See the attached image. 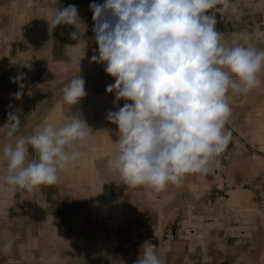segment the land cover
<instances>
[{
	"label": "rangeland",
	"instance_id": "obj_1",
	"mask_svg": "<svg viewBox=\"0 0 264 264\" xmlns=\"http://www.w3.org/2000/svg\"><path fill=\"white\" fill-rule=\"evenodd\" d=\"M104 2L0 0V93L11 86V96L15 100L11 107L16 109L13 113L16 112L21 118L17 135L33 134L37 126L45 122L62 124L74 113H80L92 130L97 126L101 127L100 130L102 127L103 130L107 129L105 132L96 131L107 134L105 140L103 137L100 140L99 145L102 139L105 141L102 142L103 146L97 147L95 144L98 142L92 141H86L84 146L78 144L85 155L74 162V166L77 163L80 165L76 166L77 173L76 168L70 165L67 173L63 174L64 170L59 173V179L62 177L63 181L58 180L55 186L38 185L28 191L0 180V246L8 241L13 242L11 255L0 256V264H50L53 256L58 257L57 264H134L145 241L157 246L161 264H247L239 259L242 256L245 258L244 255L247 258L254 237L257 238L253 250L260 253L264 250L259 245L262 237L259 227L264 222V86L247 94L229 93L231 113L225 128L231 132V138L224 150L209 162L206 172L185 173L178 184L169 183L159 191L124 184L121 177L107 167L108 159L117 151L118 145L114 142L118 140V127L110 123L106 115L110 110L123 107L126 101L121 99L119 105H114L115 94L106 92V86L113 84L115 79L106 74L104 63L91 59L94 55L98 56L99 51L92 30L93 12L89 5ZM234 3L236 12L229 10L216 17L222 42L226 45L233 41L245 43L241 34H247L248 43L258 50H264V0H234ZM70 4L77 6L81 21L79 38L76 40L70 39L69 35L77 31L74 26L58 25L49 31L47 21V16L53 17L55 9ZM14 16L17 20L12 24ZM26 21L27 26L24 24ZM45 60L54 62L49 71H41L40 74L41 64ZM65 63L68 67L64 69L61 66ZM26 64L31 67H26ZM21 75L22 79H17ZM79 75L86 82L87 95L70 107L63 101L61 90ZM24 81H27L26 85ZM101 91L104 99L98 101L95 95ZM17 93L22 95L17 98ZM252 94H256L257 100ZM110 129L117 133H112ZM0 130L2 176L6 170L3 146L9 141L7 129ZM94 137L90 136L87 140ZM98 137L94 140L98 141ZM111 142L116 145H113L114 154L110 148L111 153L107 150ZM90 149H94L93 152ZM84 159L86 165H83ZM88 162L91 164L86 167ZM71 177L73 181H78L70 183ZM91 177H96L95 186L98 188L110 184L125 187V239L120 238L118 246L113 249L108 245L94 247L93 242L84 237L86 226L93 223L91 218L96 221L98 209L90 194L94 185L91 186V180H88ZM241 187L255 200L251 216L246 212L243 214L239 204L229 202L230 205L226 201L231 198L233 189ZM100 194L108 197L106 191ZM51 204L52 211L49 209ZM27 209L34 210L37 228H33ZM57 218L63 223H73L71 227L76 239L66 236L57 238L54 230L58 228L49 222ZM72 219L80 223L76 221L78 224H74ZM124 243L129 244L128 249ZM257 255V264H264L261 262L262 254Z\"/></svg>",
	"mask_w": 264,
	"mask_h": 264
},
{
	"label": "clouds",
	"instance_id": "obj_2",
	"mask_svg": "<svg viewBox=\"0 0 264 264\" xmlns=\"http://www.w3.org/2000/svg\"><path fill=\"white\" fill-rule=\"evenodd\" d=\"M89 8L99 51L91 59L104 63L115 79L106 86L115 94L114 105L126 101L106 115L118 127V150L108 160L109 170L126 185L156 191L178 184L185 173L206 172L231 138L225 128L229 93L247 94L262 85L264 50L248 43L247 34H241L245 43L226 45L216 27L217 14L236 12L234 0H105ZM47 21L49 31L74 26L70 39L79 38L77 6L57 8ZM85 83L81 75L71 79L61 90L63 101L78 104L87 95ZM20 127L21 118L13 112L0 127L7 129L9 141L3 146L6 170L0 180L28 191L58 183L59 173L85 155L77 145L93 134L80 113L59 125L45 122L29 135H17ZM12 249L13 242H6L0 256ZM156 249L145 241L134 264H161ZM57 261L53 256L50 264Z\"/></svg>",
	"mask_w": 264,
	"mask_h": 264
},
{
	"label": "bare ground",
	"instance_id": "obj_3",
	"mask_svg": "<svg viewBox=\"0 0 264 264\" xmlns=\"http://www.w3.org/2000/svg\"><path fill=\"white\" fill-rule=\"evenodd\" d=\"M52 18V15H48L47 16V20H50ZM17 20V17L16 16H14V19H13V21H12V24H13V22H15ZM252 21V20H251ZM249 23H250V21H249ZM25 24V26H27V21L24 23ZM14 25H15V23H14ZM5 36V35H4ZM5 38H7V36L5 37ZM10 38H8L7 40H9ZM7 44H10V42L9 43H7ZM8 47V46H7ZM10 47V46H9ZM8 47V48H9ZM13 48V47H12ZM5 60V59H4ZM5 62V61H4ZM54 62V60H45L42 64H41V69H40V74L43 72H47V71H49L50 70V66H51V63H53ZM68 63V62H67ZM67 63H65L64 64V66H61V67H63L64 69L65 68H67L68 66V64ZM87 65V64H86ZM60 66V65H59ZM55 68V67H54ZM53 68V69H54ZM63 68H62V70H63ZM49 69V70H48ZM52 69V70H53ZM51 70V71H52ZM59 70H61V69H59ZM42 71V72H41ZM49 73V72H48ZM64 75H65V73H64ZM42 76V78H44L45 76H47L46 75V73H45V76L43 77V74L41 75ZM50 76H52V74L50 75ZM54 76V75H53ZM51 78V77H50ZM260 79H261V81H262V85H261V88L264 86V72H262L261 74H260ZM49 80H52V79H49ZM27 82V81H26ZM26 82L24 81V85H26ZM22 84H23V82H22ZM28 84V83H27ZM8 85V84H7ZM5 86V85H4ZM10 86V85H9ZM41 89L43 88V87H40ZM3 89V88H2ZM11 86L10 87H5V91H4V89H3V92L2 93H0L1 94V96H0V127H2V126H4L5 124H6V122H7V117H8V113L9 112H13V111H16V109L14 110L11 106H13L12 104H14V102H15V100H13V98H12V96H11ZM260 93V92H259ZM251 95V94H250ZM256 94H254V96H253V94H252V96H253V98H256V96H255ZM264 95V94H263ZM259 97V96H258ZM96 98H98L97 100L98 101H100V100H103L104 98L102 97V95H98ZM251 99V98H250ZM259 99V98H258ZM262 99H264V98H262ZM256 100H257V98H256ZM233 101V100H232ZM254 101V100H253ZM261 101V98H260V100H259V102ZM245 103H246V100L244 101ZM235 103V102H234ZM237 103V102H236ZM254 103H256V102H254ZM250 104V103H249ZM15 105H16V103H15ZM118 105H119V103H118ZM248 105V104H247ZM249 106H252L251 104L249 105ZM255 106H256V104H255ZM263 106H264V104H263ZM254 109V108H253ZM252 108H251V110H253ZM256 109V108H255ZM251 112H253V111H251ZM16 113V112H15ZM252 114V113H251ZM258 114V113H257ZM249 115V114H248ZM259 115V114H258ZM257 115V116H258ZM261 115V114H260ZM253 117H255L254 115H253ZM260 117V116H259ZM43 121V120H42ZM38 124V123H37ZM94 126H96V125H94ZM38 127V126H37ZM92 127V126H91ZM94 128V127H93ZM96 128H99V126H97ZM95 128V129H96ZM101 128V127H100ZM100 128H99V130H95V129H93V130H95V133H94V131H93V134L91 135V136H99L98 137V141H96L97 140V138H95L94 137V139H96V140H94V139H89V140H87V141H89V142H98L97 144H95V146H97V147H100V146H103L102 144V142H105L104 140V138H106V136H107V134H105V133H103V132H105L107 129H105V130H103V128L104 127H102V129L101 130H103V132L102 133H96V131L98 132V131H100L101 132V130H100ZM109 128V127H108ZM3 130V129H2ZM111 130V129H110ZM0 132H2L1 130H0ZM111 132H112V130H111ZM112 133H114V134H116L115 132H112ZM116 136V135H115ZM103 137V139H102V141H101V144L99 145V143H100V140H101V138ZM108 137H110V136H108ZM116 137H118V134H117V136ZM90 138V137H89ZM92 138V137H91ZM258 138V137H257ZM110 139V138H109ZM109 139H107V140H109ZM94 140V141H93ZM117 140V139H116ZM115 140V141H116ZM118 141V140H117ZM107 143V142H106ZM115 143V142H114ZM113 143V145H114V147L116 146L115 144ZM89 144V143H88ZM91 145H94L93 143L92 144H90V146ZM111 145H112V142H111ZM111 145H108V148H107V150H109V152L111 153L112 151H113V154H114V152H115V150H114V147H113V145L111 146ZM78 146V145H77ZM83 146H84V144H83ZM95 146H93V148L95 147ZM110 146V147H109ZM88 147H89V145H88ZM112 147H113V149H112ZM78 148H79V146H78ZM83 148H86V146L85 147H83ZM90 148V147H89ZM91 148H92V146H91ZM102 148V147H101ZM112 150H110V149ZM80 149V148H79ZM87 149H85V151H86ZM91 150V152H93V150L94 149H90ZM98 149H96V151H97ZM105 150V149H104ZM116 150H118V146H117V149ZM81 151V150H80ZM83 151V150H82ZM90 152V151H89ZM88 152V153H89ZM100 152V151H99ZM103 152V151H102ZM106 152H108V151H106ZM106 152H104L105 154H106ZM109 153V154H110ZM116 153V152H115ZM95 154V153H94ZM112 154V155H113ZM256 154V153H255ZM89 155V154H88ZM87 155V156H88ZM102 155V154H101ZM111 155V154H110ZM259 155V154H258ZM94 156V155H93ZM98 156H99V154H98ZM259 157V156H258ZM260 157H262V156H260ZM89 158V157H88ZM110 159V158H109ZM108 159V160H109ZM259 159V158H258ZM80 160V159H79ZM90 161H91V159H90ZM83 162V165H86V161H85V159L82 161ZM260 162H262V161H259V163ZM74 164L75 163H72L71 165H72V168L74 167V168H76V173H77V170H78V168L76 167L77 165H79L78 163L76 164V166H74ZM91 164V163H90ZM89 162H88V165L86 166V167H88L89 165ZM4 165H6V161H5V164ZM82 165V164H81ZM80 166V165H79ZM90 167H92V166H90ZM89 167V168H90ZM83 168V167H82ZM93 168V167H92ZM68 169V168H67ZM70 169V168H69ZM81 169V168H80ZM91 169V168H90ZM94 169V168H93ZM96 169V168H95ZM66 170H64V172H63V174L64 173H67V171L65 172ZM69 171V170H68ZM85 171V170H84ZM86 171H88V170H86ZM95 172V171H94ZM73 173V172H72ZM84 173V172H83ZM88 173L90 174V172L88 171ZM93 173V172H92ZM71 174V173H70ZM60 176H61V174H59ZM91 175V174H90ZM93 175V174H92ZM96 175H97V172H96ZM77 176V175H76ZM75 176V177H76ZM79 176V175H78ZM86 177V176H85ZM90 177V176H89ZM62 178V177H61ZM60 178V179H61ZM59 179V180H60ZM68 179V178H67ZM79 179H80V177H79ZM82 179V178H81ZM95 179H96V177H91L90 179H88V180H91V186L93 185V183H94V185L91 187L92 188V192L90 193L91 195H93V197H94V202L97 204V206H98V209L95 211L96 212V221L94 220L93 221V218H91V221L93 222L92 224H88L87 226H86V228H85V233H84V237L85 238H89L90 239V241L91 242H93V246L94 247H98V246H100V245H108V246H110V248L111 249H113V247L114 246H118V243L120 242L119 240H120V238H122V240L123 239H125V236H124V234H125V228H124V223H125V214H126V204H125V201H126V199H125V187H123V186H116V185H111L110 184V186H108V187H103V186H101V188H98V187H96L95 186ZM74 179L71 177V180H70V183H75L76 181H78V180H76V181H73ZM85 180V179H84ZM63 181V179H61V182ZM86 181V180H85ZM60 182V183H61ZM82 182V181H81ZM61 185H62V183H61ZM66 185V184H65ZM87 185V184H86ZM55 186V185H54ZM63 186H64V184H63ZM84 186V185H83ZM46 187V186H45ZM63 188V187H62ZM87 188V187H86ZM76 189H77V187H76ZM75 190V189H74ZM104 191H106V193H107V198H104V197H102V194H100V193H102V192H104ZM244 193H247L246 192V190H244V188H240V189H238V190H234L233 189V194H232V202H235V201H238V199H239V197H240V195H242V194H244ZM62 194V193H61ZM77 194V193H76ZM90 195V196H91ZM63 198V197H62ZM249 200H251V201H255V200H252V198H248ZM50 202V201H49ZM248 203L250 204V201H248ZM254 204V203H253ZM51 206H52V204L50 205V207H49V209L52 211V208H51ZM54 210H55V208H54ZM246 212V213H245ZM93 213V212H92ZM243 214L245 213L246 215H250V214H252V210H249V209H246V210H244L243 212H242ZM93 215V214H92ZM251 216V215H250ZM71 217V216H70ZM74 218H75V216H73ZM93 217V216H92ZM253 217V216H252ZM73 218V219H74ZM81 218V217H80ZM254 219H255V217H253ZM72 219V220H73ZM82 219H83V216H82ZM81 219V220H82ZM250 219H252V218H250ZM74 221V220H73ZM76 221H77V219H76ZM76 221H74V224H78V223H80V222H78V223H75ZM255 221H256V219H255ZM54 222H56V224H54V226L56 227L57 226V228H59V227H61L62 228V231H63V234H64V236H66V237H70L71 239H76L77 238V236H76V233H74V231H73V229H72V227H71V224L73 225V223H69L70 221H67L68 223H63L62 222V220L59 218H57V219H55L54 220ZM61 222V224H59ZM82 222V221H81ZM257 222H258V220H257ZM74 226H76V225H74ZM76 228V227H75ZM83 228V227H82ZM81 228V229H82ZM260 228V231L259 232H262V237H261V242L259 243V245L261 246V247H264V222L262 223V226L261 227H259ZM258 228V229H259ZM81 229H80V232H81ZM79 230V229H78ZM83 231V230H82ZM200 235V234H199ZM201 235H202V233H201ZM208 240V239H207ZM209 241H211V240H209ZM104 242V243H103ZM124 242L126 243V241L124 240ZM124 243V244H125ZM126 245V244H125ZM252 246H253V244H252ZM126 247H127V249L129 248V244L128 245H126ZM131 251V250H130ZM126 253V252H125ZM257 254H262V259H261V262L262 263H264V250H262L261 251V253H260V251H258V250H248V253H247V258H246V256L244 255V257L245 258H243V256L239 259L242 263L245 261L247 264H257L258 263V256L259 255H257ZM255 257H256V259H255ZM258 257V258H257ZM247 260H248V262H247ZM254 262H253V261Z\"/></svg>",
	"mask_w": 264,
	"mask_h": 264
},
{
	"label": "crops",
	"instance_id": "obj_4",
	"mask_svg": "<svg viewBox=\"0 0 264 264\" xmlns=\"http://www.w3.org/2000/svg\"><path fill=\"white\" fill-rule=\"evenodd\" d=\"M103 91H104V90H103ZM103 93H104V92H103ZM98 95H99V96L102 95V97H103L102 91H101L99 94H96L95 96L97 97ZM96 99H98V98H96ZM79 102H80V101H79ZM2 168H3V167H2ZM2 168H0V171H1ZM238 189H240V188H238ZM238 189H234V190H238ZM248 198H253V197L249 196L247 193H244V194L240 195L238 201L232 202V196H231L230 199H228V200H226V201H227V203L230 204V205H232L231 203L239 204V207L242 209V212H243V211L246 210V209L252 210V208L254 207V204H253V203H254L255 201H251V200H249ZM252 200H254V199H252ZM248 201H250V204L248 203ZM229 202H231V203H229ZM33 211H34V210H28V209H27V213L31 214V217H32V222H31V223H32L33 228H34V227L37 228V223H36L37 220L34 219V217H33ZM35 218H36V215H35ZM49 222L53 223V227L55 228L54 224H56V222H53V221H49ZM59 224H61V222H60ZM54 231H55V233L57 234V238H58V239L65 238V236H64V234H63V231H62V228H61V227H59L58 229H56V230H54ZM255 238H257V237H254V238L252 239V243H250V246H249V249H250V250H252V249L255 247V245H256V243H255ZM252 244H253V246H252ZM177 245H178V244H177ZM179 245H180V244H179ZM176 248H177V247H176Z\"/></svg>",
	"mask_w": 264,
	"mask_h": 264
}]
</instances>
